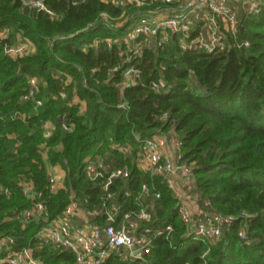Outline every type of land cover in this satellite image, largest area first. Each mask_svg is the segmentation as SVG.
<instances>
[{"label":"trees","instance_id":"obj_1","mask_svg":"<svg viewBox=\"0 0 264 264\" xmlns=\"http://www.w3.org/2000/svg\"><path fill=\"white\" fill-rule=\"evenodd\" d=\"M41 1L56 18L22 0H0V238L12 237L14 250L31 247L43 264H74L71 251L37 244L41 223L17 217L32 204L22 183L31 181L42 193L50 218L71 194L83 208L99 207V183L84 173L86 162L98 157L107 171L129 169L126 179L111 186L120 214L137 208L135 198L146 182L159 193L146 225L172 228L168 236H152L144 260L111 256L102 264H264V0L256 13H237L236 34L223 50L187 49L179 42L182 35L171 33L162 49H141L129 60L121 38L157 4L125 9L103 0ZM196 33L197 28L190 38ZM19 39L30 41L34 51L5 54L4 46ZM129 65L139 68L140 76L122 85ZM28 76L38 79V91L25 101ZM159 79L165 87L154 91L151 82ZM45 123L51 126L48 136ZM63 124L73 127L68 131ZM159 128L181 140V159L193 166L199 203L209 200L215 212L237 216L218 240L187 235L164 179L138 168L141 141ZM111 142L129 145L131 152L111 149ZM48 165L59 166L64 175L55 193L48 189ZM242 211L247 218L239 216ZM104 220L103 214L92 218Z\"/></svg>","mask_w":264,"mask_h":264},{"label":"built area","instance_id":"obj_2","mask_svg":"<svg viewBox=\"0 0 264 264\" xmlns=\"http://www.w3.org/2000/svg\"><path fill=\"white\" fill-rule=\"evenodd\" d=\"M118 8H139L143 5L157 4L128 28L129 40L125 43V50L131 55L139 53L141 49H162L168 42L171 33L182 35L179 42L184 48H201L207 53L223 50L227 46L229 36L234 37L237 30V12L232 0H103ZM29 7L46 10L56 18V14L45 8L41 0H22ZM260 2L251 1L245 11L256 13ZM163 9V12H161ZM124 13V12H123ZM122 13V16H123ZM102 16L107 20L106 13ZM121 15L119 16V18ZM197 33L190 38L191 31ZM126 31V32H127ZM206 34H205V33ZM2 32H0V37ZM3 34V33H2ZM98 42V41H97ZM108 47L112 45L106 40ZM244 46L249 43L245 41ZM34 51L33 44L28 40L19 39L14 44L4 46V52L12 57L26 55ZM115 70L109 69L107 73ZM140 76V69L129 65L122 71V85L136 82ZM165 87L164 81L151 82L154 91ZM38 91V79L27 77V89L21 96L22 100L34 99ZM40 105V100H35ZM81 104L79 111L83 112ZM167 118V112L161 116ZM65 130L70 131L73 124H63ZM50 124L45 123L44 135L50 134ZM137 152L136 164L138 168L152 176H160L173 192L177 200V212L186 228V234L195 238L218 240L223 228L237 218L233 214H221L211 209L210 201L199 203V195L194 191L195 184L192 175V164L181 159L182 142L172 131L157 129L151 137L141 141ZM110 148L123 154H129V145L110 143ZM86 177L92 182L99 183L102 190L99 207L83 208L74 195H70L69 202L63 210L50 218L46 202L42 193L34 189L31 181L22 183L23 195L30 199V207L23 209L19 217L23 223L34 221L41 223L35 234L39 246H52L66 249L74 254V264H102V262L116 256L121 259L144 260L152 250V236L165 232L167 236L172 231L171 226L165 229H151L146 224L151 220L153 199L159 197L158 192H152L146 182L140 185L135 198L136 209L120 214L121 205L115 200V192L111 189L116 179H126L129 175L127 166L105 169L101 158L88 160L84 166ZM48 189L55 193L63 186V176L56 173L52 165L47 166ZM126 196L130 192H125ZM105 215L104 223L92 222V218ZM241 217L247 218L244 211ZM238 236H245L244 226L239 227ZM12 237L0 238V264H43L33 254L31 247L14 250Z\"/></svg>","mask_w":264,"mask_h":264},{"label":"crops","instance_id":"obj_3","mask_svg":"<svg viewBox=\"0 0 264 264\" xmlns=\"http://www.w3.org/2000/svg\"><path fill=\"white\" fill-rule=\"evenodd\" d=\"M251 1H256V2H260L262 0H232V5L234 7V9L236 10L237 13H240L241 10L246 9L247 5L249 2ZM54 170H57V168L55 166H53Z\"/></svg>","mask_w":264,"mask_h":264},{"label":"rangeland","instance_id":"obj_4","mask_svg":"<svg viewBox=\"0 0 264 264\" xmlns=\"http://www.w3.org/2000/svg\"><path fill=\"white\" fill-rule=\"evenodd\" d=\"M161 12H163V9H161ZM121 16H122V14H121ZM121 18V17H120ZM119 21V20H118ZM121 22V21H120ZM129 31H127L123 36H122V38H121V40H123L124 42H127L128 40H129V38H128V35H129ZM205 33V32H204ZM206 34V33H205ZM1 35H3L2 33H1ZM193 84H195V82L193 81ZM77 101H78V98L77 97H73V99H72V102L73 103H77ZM56 168H57V170H55L56 171V173H58L59 175H61V177L62 176H64L63 175V172H62V170L59 168V166H55Z\"/></svg>","mask_w":264,"mask_h":264}]
</instances>
